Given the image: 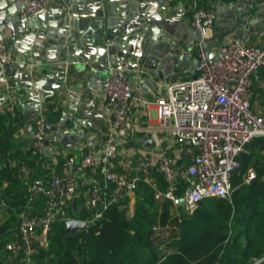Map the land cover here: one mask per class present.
I'll use <instances>...</instances> for the list:
<instances>
[{
  "label": "built area",
  "instance_id": "1",
  "mask_svg": "<svg viewBox=\"0 0 264 264\" xmlns=\"http://www.w3.org/2000/svg\"><path fill=\"white\" fill-rule=\"evenodd\" d=\"M49 1L17 0L15 16L36 15L47 8ZM190 9L191 26L200 29L203 38L209 37L217 19L215 6H201L193 0ZM216 52L218 55L211 58L208 49L199 42L196 77L160 83L152 98L131 86L129 73L124 68H114L104 77H92L91 83L111 98L107 102L110 112L108 141L102 150L90 148L81 157L57 153L64 157L61 171L48 181L41 178L32 181L29 186L30 200L35 202L44 195L45 205L42 212H33L34 206H29V200L19 212L15 237L6 243L11 258L18 257L23 251L25 260L30 263L31 254L48 244L51 223L64 217L66 208L86 183L91 186L87 204L95 209L94 214L86 218L67 217V220H84V227L101 216L98 202L107 205L102 197L103 189L110 202H123L129 198L127 213L129 217L134 216V205L130 199L140 181L155 186V197L169 199L176 209L177 199L181 196L185 199V209L191 211L208 197L227 198L232 202L231 176L241 165L239 156L248 143L257 137H264V114L252 105V87L264 67V40L248 43L235 35L222 43ZM0 58L5 59L1 65L9 90L12 87L8 78L13 57L4 39H0ZM82 100L81 93L67 92L71 115L79 112ZM153 104L159 113V124L155 128L167 131L172 141H166L156 150V158L141 157L135 163L127 160L119 169L121 151L109 142L110 139L117 135L138 107L148 108ZM10 105L13 108L14 101L11 99ZM33 124L30 142L35 150L44 154L50 126L47 106L39 109ZM149 130L151 128L145 125L134 129L137 133ZM174 143L178 144L179 155H173ZM126 151L122 155L127 158ZM261 154L264 157V147ZM153 166L163 175L167 183L165 190L156 186ZM21 170L25 175L29 173L25 163H22ZM254 177L256 171L249 168L247 181ZM181 183L187 185L184 195L176 192Z\"/></svg>",
  "mask_w": 264,
  "mask_h": 264
},
{
  "label": "trees",
  "instance_id": "2",
  "mask_svg": "<svg viewBox=\"0 0 264 264\" xmlns=\"http://www.w3.org/2000/svg\"><path fill=\"white\" fill-rule=\"evenodd\" d=\"M193 0H189L190 5ZM217 0H197L201 6H215ZM230 2L233 0H221ZM50 124L57 123L62 107L56 102L47 104ZM24 117L14 102L11 108L0 109V207L8 211V218L0 223V264H26L22 251L11 258L6 243L15 237L18 214L30 200L29 186L36 178L48 181L61 171L64 157L56 155V162L39 153L23 136ZM264 137L248 143L240 154L241 165L231 176L232 202L227 198L203 199L192 214L178 207L181 215L179 231L168 238H158L159 229L173 223L172 202L155 197V186L140 181L135 189L134 216H128L129 198L123 202L111 201L106 190L102 197L108 203L98 202L101 216L82 230L66 231L67 217L86 218L95 209L87 204L91 186L80 187L74 200L66 208L64 217L51 223L48 244L30 256V264H253L264 257V157L261 149ZM22 163L29 168L27 175ZM249 167L256 177L245 181ZM155 184L161 189L167 183L156 168H152ZM104 184V182H103ZM186 183L176 191L184 195ZM44 195L29 206L33 212H42ZM125 204V205H124ZM260 264H264L262 261Z\"/></svg>",
  "mask_w": 264,
  "mask_h": 264
},
{
  "label": "water",
  "instance_id": "3",
  "mask_svg": "<svg viewBox=\"0 0 264 264\" xmlns=\"http://www.w3.org/2000/svg\"><path fill=\"white\" fill-rule=\"evenodd\" d=\"M174 0H51L47 8L36 15L15 16L17 0H0V39L5 40L13 57L12 70L5 93L15 96L25 120L23 136L30 142L34 117L47 106L50 96L65 88L68 64L89 67L96 71L108 68L136 69L140 86L152 80L169 83L179 79L180 67L188 64L196 77L197 44L202 42L210 57L214 50L236 33L251 38L264 29V0H233L216 6L217 19L213 35L203 38L201 30L181 19L169 7ZM0 58V83L7 82ZM22 68V72L20 69ZM40 73V75L36 74ZM137 74L129 76L135 86ZM9 91V92H8ZM110 100L108 96L106 98ZM95 115L78 116L63 111L62 123L50 124L44 154L53 155L57 146L67 147L81 139L96 136L105 108L96 102ZM69 120V121H68ZM68 121V122H67ZM126 135H130L126 131ZM144 136L134 138L147 148L153 140ZM119 137L111 140L116 145ZM132 139V143L134 141ZM189 190V189H188ZM184 196L177 199L178 207L185 208ZM80 218L66 220V231L73 233L84 228ZM264 257L254 264H260Z\"/></svg>",
  "mask_w": 264,
  "mask_h": 264
},
{
  "label": "crops",
  "instance_id": "4",
  "mask_svg": "<svg viewBox=\"0 0 264 264\" xmlns=\"http://www.w3.org/2000/svg\"><path fill=\"white\" fill-rule=\"evenodd\" d=\"M222 2L223 1L221 0H217L215 2V5L219 6L222 4ZM188 3L189 0H174L173 3H169V7L171 9H175L178 14H181L179 15L181 16V19L190 24L191 13L189 12ZM223 4L227 5L226 2ZM213 33H214V27L211 29L210 35H213ZM3 35H4L3 39L6 40L8 37V32L4 31ZM235 35L237 34L231 33L225 36L224 40L230 39L232 36ZM244 39L248 43H257L260 40L261 41L264 40V29L260 32L254 33V35L251 38H244ZM216 49L217 48H215L214 50L216 51ZM123 68L128 71L129 76L137 74V79L134 88L139 90L146 97H151V98L154 97L158 85L160 83H164L158 80L157 86L154 87L152 80H148L147 82H144L143 86L141 87L140 73L136 69L130 70L127 66H124ZM113 70L114 68L110 67L103 71H96L92 68L82 67L77 64L67 65V72L65 74L66 89L59 88L56 94L50 96L47 100V104L56 102L58 106L62 107L61 117L56 124H61L63 122L62 121V119L64 118L63 111H68L71 114V111L69 110L67 105V92L70 90L79 92L83 96V100L80 105L79 112L77 113L79 117H81L83 113L86 114V116H88V119L92 120L93 116L96 113L94 110V105L96 102L98 103V106L100 108H105L106 110L103 113L102 117L100 116V119L103 120V123L101 128L98 130L97 132L98 134L96 136H93L91 139H81L78 143H72L65 148H62L61 146H57L56 147L57 151L53 155H49V156L46 155L51 163L56 162L57 153H61L63 155L74 154L78 157H81L84 154V152L90 148L100 151L106 145L108 141L107 125L110 117V112L107 109L108 100L106 99L108 96L104 93L102 89L95 87L91 83V79L93 76L104 77ZM20 71L22 72V68L20 69ZM195 71H196V65H195ZM192 73L193 71L189 69L188 64H184L183 66L180 67L179 79L192 76ZM36 74L40 75V73L38 72H36ZM5 86H6L5 82L0 83V109H4L5 107H7L9 105L10 99L14 102H17V104L21 108L19 100L14 95L9 96L5 93ZM252 90H253L252 105L256 110L264 114V67L261 69L258 77L255 79ZM158 124H159V113L157 106L155 104L151 105L148 108L144 106H140L129 117V119L126 121L124 126L119 130V132L115 136L117 138L118 137L120 138L118 143L116 144L121 151L120 156L118 158H119V163L122 162V164L118 165L119 169L123 167L124 163L127 160H129L128 162L135 163L141 157H146V156L151 158L157 157L156 150L166 141L171 140V137L167 131H163L155 128L157 127ZM140 125L149 126L151 130H149L148 132L144 131L142 133L135 132L134 129L139 127ZM126 131H129L130 135H126ZM145 133L148 134L147 137L153 140L152 148H147L144 146L143 142H139L134 139L139 136L140 137L144 136ZM113 138L110 139L109 141L110 143ZM132 139H134L133 143L131 142ZM124 151L128 153L127 158L122 155ZM173 155H179L177 143H174L173 145ZM153 168L156 167L153 166ZM135 199H136V193L134 192L130 199V203L132 205H135ZM0 208L6 209L4 206H1ZM6 212L8 213L7 210ZM26 264H30V263H26Z\"/></svg>",
  "mask_w": 264,
  "mask_h": 264
},
{
  "label": "rangeland",
  "instance_id": "5",
  "mask_svg": "<svg viewBox=\"0 0 264 264\" xmlns=\"http://www.w3.org/2000/svg\"><path fill=\"white\" fill-rule=\"evenodd\" d=\"M249 168L254 169L253 167H249ZM245 181L246 182H250L251 181V180L247 181V173L245 174ZM193 212L194 211L185 209V213L192 214ZM172 213H173V223H172V225L170 226V228H167V229H159L158 228L157 230L159 231V233H158L157 239L158 238L160 239V238H163V237H165V238L167 237L168 238L169 236H171L172 234L177 233L180 230L177 223H178V221L181 220L182 216L179 215L177 209L174 206L172 207ZM7 218H8V213L6 212V209L0 208V223L5 221ZM259 259L260 258L252 260V263L254 264ZM20 264H22V263H20Z\"/></svg>",
  "mask_w": 264,
  "mask_h": 264
}]
</instances>
